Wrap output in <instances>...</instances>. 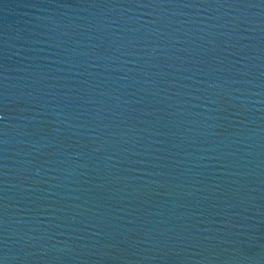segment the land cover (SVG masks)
<instances>
[{"label": "water", "instance_id": "water-1", "mask_svg": "<svg viewBox=\"0 0 264 264\" xmlns=\"http://www.w3.org/2000/svg\"><path fill=\"white\" fill-rule=\"evenodd\" d=\"M0 264H264V0H0Z\"/></svg>", "mask_w": 264, "mask_h": 264}]
</instances>
